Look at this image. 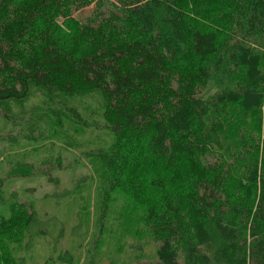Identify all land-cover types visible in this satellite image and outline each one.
<instances>
[{"label": "trees", "instance_id": "trees-1", "mask_svg": "<svg viewBox=\"0 0 264 264\" xmlns=\"http://www.w3.org/2000/svg\"><path fill=\"white\" fill-rule=\"evenodd\" d=\"M185 1L0 0V102L23 100L32 88L97 91L101 120L85 125L111 135L88 154L97 174L119 177L132 147L165 169L136 182L147 198L134 232L148 230L157 248L135 264H264V0L218 8L209 28L188 17ZM89 5L52 33L63 11ZM38 27V44L19 63L8 49ZM213 77L218 87L203 98ZM180 163L186 183L175 185L170 172ZM5 201L0 195V211L16 200ZM46 220L28 211L26 239L50 233L57 258L68 262Z\"/></svg>", "mask_w": 264, "mask_h": 264}, {"label": "rangeland", "instance_id": "rangeland-1", "mask_svg": "<svg viewBox=\"0 0 264 264\" xmlns=\"http://www.w3.org/2000/svg\"><path fill=\"white\" fill-rule=\"evenodd\" d=\"M235 1L185 3L188 17L209 28L213 22L217 25L212 13L218 8L226 11ZM90 9L91 5L84 9L69 7L52 26V33L56 25L62 28L63 16L81 19ZM38 35L39 27L30 29L8 53H18L21 63L29 56V48L38 44ZM217 87L218 81L213 77L201 96L205 98ZM72 106L84 123L72 115ZM102 108L97 91L65 96L32 88L23 100L0 102V195L5 202L16 200L9 209L0 211V264H135L136 258H154L157 243L151 233L134 232L142 225L147 198L144 188H138L136 182L142 177L150 179L158 171L166 176V171L150 155L139 157L132 147L124 153L125 165L119 177L110 180L98 175L88 154L105 140L107 145L111 135L108 130L85 124L99 122ZM135 142L142 143L138 139ZM263 149L264 140L260 143V150ZM185 167L180 163L170 172L175 185L185 182ZM55 177L59 178L57 183ZM81 178L84 182H79ZM227 186L236 191L238 182L232 178ZM116 187L122 188L125 196L115 191ZM63 188L69 193L61 194ZM33 209L47 216L46 225L56 230L63 252L70 254L68 262L57 258L50 233L26 239L21 223Z\"/></svg>", "mask_w": 264, "mask_h": 264}]
</instances>
